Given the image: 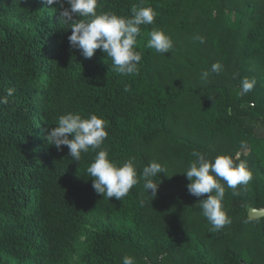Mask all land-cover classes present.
Returning <instances> with one entry per match:
<instances>
[{
  "label": "trees",
  "instance_id": "1",
  "mask_svg": "<svg viewBox=\"0 0 264 264\" xmlns=\"http://www.w3.org/2000/svg\"><path fill=\"white\" fill-rule=\"evenodd\" d=\"M99 4L125 17L133 6L156 11L141 26L138 75L117 73L99 49L85 59L72 48L59 4L0 0V96L15 89L0 104V264H122L126 255L134 264H264V218H249L264 209V0ZM154 29L171 37L168 53L147 47ZM244 78L256 83L239 95ZM69 112L106 120L102 148L118 165L132 160L138 175L151 162L165 167L155 198L142 179L122 201L98 195L87 168L100 149L78 162L45 138ZM193 151L232 156L252 173L247 185H224L231 223L220 231L199 204L213 193L188 192Z\"/></svg>",
  "mask_w": 264,
  "mask_h": 264
},
{
  "label": "clouds",
  "instance_id": "2",
  "mask_svg": "<svg viewBox=\"0 0 264 264\" xmlns=\"http://www.w3.org/2000/svg\"><path fill=\"white\" fill-rule=\"evenodd\" d=\"M47 5L59 4L63 9L61 20L70 24L72 34L68 37L72 48L80 50L85 59H90L99 49L111 59V68L117 73L129 76L138 75L139 64L142 60L141 52L137 50L138 37L141 36V26L151 25L156 18V11L152 7L133 6L128 17L117 15L113 12L98 11L99 0H66L69 7H64L65 0H45ZM78 15L82 19L73 20ZM147 47L158 53H168L173 48V41L163 30H152ZM195 39L204 43V38L196 36ZM221 63L211 65V72L219 73ZM208 71L201 73V78L206 79ZM255 80L244 78L241 81L239 95L250 92ZM129 89L126 87L125 91ZM14 88H8L7 95L0 96V104H8L9 97L13 96ZM57 127L46 130V140L49 145H54L62 151V146H67L69 155L74 161H81L82 154L90 150L100 149L87 168V174L93 179L92 187L103 198L117 200L123 198L130 190L143 180V188L152 197L157 195L160 183H157L159 174H167V169L160 163L151 162L145 166L138 175L132 160L123 165H118L109 159L106 148H102L108 131L106 120L96 114L82 117L79 113L69 112L61 115L56 123ZM71 136V138H69ZM195 159L188 169L183 172L191 182L187 185L188 192L196 197L213 193L206 199L200 200L202 215L212 225L211 231H220L231 223L223 208L225 186L235 190L238 185H247L252 180V173L246 163H236L229 155H218L210 161L201 152L193 151ZM236 159H239L237 153ZM168 175V174H167ZM159 180V179H158ZM160 181V180H159ZM221 181L224 183L222 184ZM151 190V192L149 191ZM234 194H237L234 191ZM122 264H134V258L124 256Z\"/></svg>",
  "mask_w": 264,
  "mask_h": 264
},
{
  "label": "water",
  "instance_id": "3",
  "mask_svg": "<svg viewBox=\"0 0 264 264\" xmlns=\"http://www.w3.org/2000/svg\"><path fill=\"white\" fill-rule=\"evenodd\" d=\"M250 219H263L264 218V209H255L251 208L249 210Z\"/></svg>",
  "mask_w": 264,
  "mask_h": 264
}]
</instances>
